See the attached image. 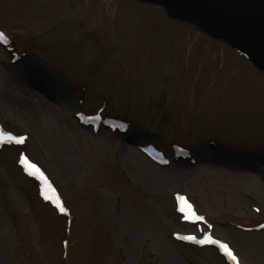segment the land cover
I'll return each mask as SVG.
<instances>
[{
    "label": "rangeland",
    "instance_id": "374dc122",
    "mask_svg": "<svg viewBox=\"0 0 264 264\" xmlns=\"http://www.w3.org/2000/svg\"><path fill=\"white\" fill-rule=\"evenodd\" d=\"M0 32V264H234L206 231L264 264L245 57L132 0H0Z\"/></svg>",
    "mask_w": 264,
    "mask_h": 264
},
{
    "label": "water",
    "instance_id": "95a60500",
    "mask_svg": "<svg viewBox=\"0 0 264 264\" xmlns=\"http://www.w3.org/2000/svg\"><path fill=\"white\" fill-rule=\"evenodd\" d=\"M161 6L175 21L244 54L264 73V0H135Z\"/></svg>",
    "mask_w": 264,
    "mask_h": 264
},
{
    "label": "snow or ice",
    "instance_id": "6c2138e0",
    "mask_svg": "<svg viewBox=\"0 0 264 264\" xmlns=\"http://www.w3.org/2000/svg\"><path fill=\"white\" fill-rule=\"evenodd\" d=\"M3 32H0V38L3 37ZM12 139H16L18 142L22 143L24 141V137H12ZM25 162L28 163V166L30 169L34 170L32 172L33 175H37L39 174L41 176V178L43 180H45V182H47V178L43 175L42 172H40L39 168L35 165V164H32L31 162H28L27 161V157H25ZM49 187H51L49 185ZM49 199H52V197H48ZM181 201L184 203V206L181 207V211L184 212L185 209H187V211L190 213V215H188V219L192 220H203L204 218L202 216H198L195 211L192 209V206L190 204L187 203V201L185 200L184 197H180ZM56 203L58 205V207L60 208V211L63 212V211H66V209L63 207V205L59 202V198H56ZM184 239H190V240H196L197 238L195 236H186V237H183ZM198 243H206V242H209V243H212V244H216V245H219L220 249H222L228 256L229 258H231L232 260L236 261L237 260V257L234 255L232 249L229 247L228 244L226 243H222L220 240H217V239H213L211 236H207L205 239H201V240H198L197 241ZM238 264V262H237Z\"/></svg>",
    "mask_w": 264,
    "mask_h": 264
}]
</instances>
